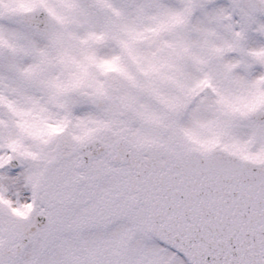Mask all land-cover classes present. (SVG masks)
<instances>
[{
    "label": "snow or ice",
    "instance_id": "snow-or-ice-1",
    "mask_svg": "<svg viewBox=\"0 0 264 264\" xmlns=\"http://www.w3.org/2000/svg\"><path fill=\"white\" fill-rule=\"evenodd\" d=\"M0 264H264V0H0Z\"/></svg>",
    "mask_w": 264,
    "mask_h": 264
}]
</instances>
